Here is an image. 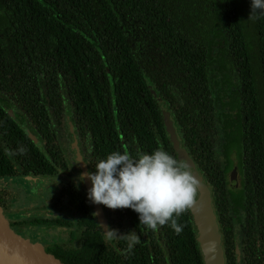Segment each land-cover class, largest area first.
I'll return each instance as SVG.
<instances>
[{
	"label": "flooded vegetation",
	"instance_id": "obj_1",
	"mask_svg": "<svg viewBox=\"0 0 264 264\" xmlns=\"http://www.w3.org/2000/svg\"><path fill=\"white\" fill-rule=\"evenodd\" d=\"M147 55L152 64L159 63V58L152 60L156 53ZM162 77L166 88L164 71ZM237 80L232 92L226 87L221 93L222 101L205 102L198 93L179 90V82L171 95L167 89L156 92L158 85L150 76L147 89L157 96L143 102L146 108L140 111L145 120L140 125L135 118L131 122L120 115L114 99L108 101V115L103 110L93 115L86 109L79 114L70 101L63 102L62 112L44 103L47 112L38 115L37 107L43 103L38 87L30 93L32 109L27 110L22 85L0 83V195L14 200L24 215L13 226L66 264H182L184 254L190 253L188 261H197L198 250L184 248L193 247L189 244L193 240L201 249L191 209L180 215L178 223L184 228L177 235L167 224L156 230L140 225L139 214L132 209L104 206L110 229L121 235L134 231L140 237V243L125 255V240L104 238L87 196L91 181L76 179L82 172H95V162L113 151L137 156L163 148L182 164L178 146L186 150L194 172L210 191L222 233L224 264H264L263 153L258 147V119L245 114V86ZM186 105L195 110L191 131H185L181 120L180 107ZM166 114L174 134L168 131ZM199 197L197 187L196 201Z\"/></svg>",
	"mask_w": 264,
	"mask_h": 264
},
{
	"label": "trees",
	"instance_id": "obj_2",
	"mask_svg": "<svg viewBox=\"0 0 264 264\" xmlns=\"http://www.w3.org/2000/svg\"><path fill=\"white\" fill-rule=\"evenodd\" d=\"M250 14L251 0H0V83L22 85L27 110L38 87V115L46 114L44 103L62 112L67 101L79 114L108 115L114 99L119 114L140 125L143 102L157 96L147 89L150 76L156 92L171 95L179 82V90L205 102L222 101L237 77L245 86L244 112L258 119L264 165V14ZM180 109L191 131L195 110ZM260 198L264 212V178ZM191 243L184 248L198 250V263L188 261L190 253L182 264H205Z\"/></svg>",
	"mask_w": 264,
	"mask_h": 264
},
{
	"label": "clouds",
	"instance_id": "obj_3",
	"mask_svg": "<svg viewBox=\"0 0 264 264\" xmlns=\"http://www.w3.org/2000/svg\"><path fill=\"white\" fill-rule=\"evenodd\" d=\"M257 13L264 14V0H251L249 19L256 18ZM76 179L80 183L91 181L87 193L91 203L113 210L132 209L139 214L140 225L151 230L167 224L180 235L184 225L178 223L179 217L196 203L198 181L189 167L163 148L137 156L113 151L95 162V172H82ZM105 239L125 240V255L140 243L134 231L121 235L118 230L108 229Z\"/></svg>",
	"mask_w": 264,
	"mask_h": 264
},
{
	"label": "water",
	"instance_id": "obj_4",
	"mask_svg": "<svg viewBox=\"0 0 264 264\" xmlns=\"http://www.w3.org/2000/svg\"><path fill=\"white\" fill-rule=\"evenodd\" d=\"M161 107L164 102L158 97ZM166 114L168 131L174 134L172 122ZM37 143V138L32 135ZM39 144V142H38ZM182 164L190 168L198 181L200 197L191 208L195 223L198 227V242L204 255L205 264H224L223 249L221 246V230H219L214 212L211 207L210 191L201 178L194 172L193 164L188 158L184 148L177 146ZM49 181V178H43ZM88 190L92 187L88 184ZM97 221L103 228L104 238L109 227V219L106 216L104 205L91 203ZM24 216L14 200L0 195V264H66L45 246L25 237L13 226V221Z\"/></svg>",
	"mask_w": 264,
	"mask_h": 264
}]
</instances>
